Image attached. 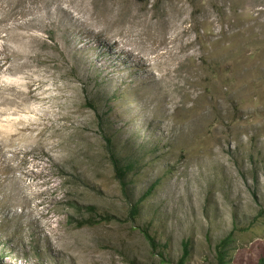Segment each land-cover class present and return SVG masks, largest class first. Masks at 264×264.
<instances>
[{
	"label": "rangeland",
	"instance_id": "374dc122",
	"mask_svg": "<svg viewBox=\"0 0 264 264\" xmlns=\"http://www.w3.org/2000/svg\"><path fill=\"white\" fill-rule=\"evenodd\" d=\"M228 234L260 264L264 0H0V264H215Z\"/></svg>",
	"mask_w": 264,
	"mask_h": 264
},
{
	"label": "trees",
	"instance_id": "16d2710c",
	"mask_svg": "<svg viewBox=\"0 0 264 264\" xmlns=\"http://www.w3.org/2000/svg\"><path fill=\"white\" fill-rule=\"evenodd\" d=\"M117 156L111 153V164L113 166V171L115 173V177L122 183L124 176L130 172L133 168L132 163L120 164V161H117ZM134 212H137V208H134ZM145 237L148 240V243L153 246L154 241L152 237H150L147 233H145ZM232 236L228 234L226 237L221 239L217 244L214 246V255H215V264H225L226 258L228 256V247L232 243ZM182 254L179 258L178 264H182L188 255V248L187 243L183 242L182 245ZM260 264H264V258L260 259Z\"/></svg>",
	"mask_w": 264,
	"mask_h": 264
}]
</instances>
